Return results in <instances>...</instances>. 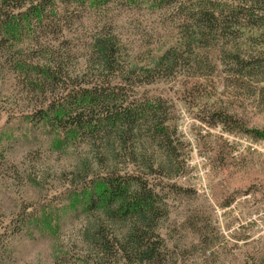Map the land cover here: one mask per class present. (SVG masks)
Masks as SVG:
<instances>
[{
	"label": "rangeland",
	"instance_id": "1",
	"mask_svg": "<svg viewBox=\"0 0 264 264\" xmlns=\"http://www.w3.org/2000/svg\"><path fill=\"white\" fill-rule=\"evenodd\" d=\"M113 17L124 36H141L154 47L179 34L178 25L160 21L158 12L146 8H126ZM203 44L217 63L198 85L211 99L200 100V92L193 90L191 104H185L174 94L177 80L146 88L171 98L168 118L176 162L150 171L121 152L114 172H135L159 193L163 215L158 232L166 247L154 264H253L250 256L264 246V140L244 129L264 128V28ZM232 53L260 62L261 71L226 82ZM85 54L84 47L70 54L72 72L82 68ZM11 56L0 46V264H125L118 255L97 256L90 238L95 217L78 207L79 189L108 174L106 142L97 138L93 150L86 140L67 146L59 131L27 123L52 95L32 90L9 65ZM88 76L85 81L92 82ZM82 83L77 78L65 84ZM216 100L243 129L227 131L206 123ZM146 138L141 129L135 146L144 145L146 157L155 162L159 153ZM124 228L102 226L110 239Z\"/></svg>",
	"mask_w": 264,
	"mask_h": 264
},
{
	"label": "trees",
	"instance_id": "2",
	"mask_svg": "<svg viewBox=\"0 0 264 264\" xmlns=\"http://www.w3.org/2000/svg\"><path fill=\"white\" fill-rule=\"evenodd\" d=\"M19 1L0 0V46L12 55L9 65L24 75L32 90L52 95L47 105L27 117V123L59 131L67 146L86 140L92 149L97 138L106 142L108 174L95 177L78 191L82 192L78 207L95 217L90 238L97 256L118 255L125 264L157 263L166 247L158 232L163 215L159 193L135 172H114L121 152L132 164L150 171L167 163L172 166L178 157L170 139L171 98L165 93L150 94L146 88L177 80L174 94L185 104H191L193 90L200 92V100L211 99L198 86L200 79H209L217 69L203 43L243 29L264 28V0ZM126 8L156 11L160 21L178 25L179 34L155 47L141 36H124L113 14ZM80 47L86 51L84 64L72 72L70 54ZM230 59L225 81L261 71L260 62L238 53ZM88 75L92 82L85 81ZM77 78L84 83L65 84ZM206 123L227 131L233 126L243 129L217 100ZM141 129H146V141L159 153L155 162L146 157L144 145L135 146ZM244 130L264 140V128ZM103 224H124L125 228L110 239ZM250 258L253 264H264V246Z\"/></svg>",
	"mask_w": 264,
	"mask_h": 264
}]
</instances>
